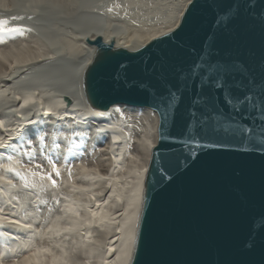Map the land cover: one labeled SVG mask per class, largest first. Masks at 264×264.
Returning a JSON list of instances; mask_svg holds the SVG:
<instances>
[{
	"label": "bare ground",
	"instance_id": "1",
	"mask_svg": "<svg viewBox=\"0 0 264 264\" xmlns=\"http://www.w3.org/2000/svg\"><path fill=\"white\" fill-rule=\"evenodd\" d=\"M106 1L110 9L117 5L116 0H79V7L91 6L81 17L61 3L45 9L46 19L70 23L80 37L81 53L68 64H60L67 55L63 47L41 74L27 62L15 61L7 70L6 46L0 49V132L7 129L2 123L7 118L8 130L16 128L0 135V264L135 262L159 117L149 108L100 104L91 93L87 73L103 58L120 50L138 51L174 32L193 0H176L165 12L155 3L135 9L142 13L140 27L132 31L102 16ZM117 1L142 6L141 0ZM31 8L42 7L30 1L21 11L32 16L37 12ZM41 30L29 32L32 39L45 37L55 47L64 42L53 20ZM26 32L0 31V41L10 45L15 35L17 40ZM98 39L113 44L114 50L105 52L93 45ZM140 125L143 136L137 133ZM102 140L106 145L100 144ZM101 152L106 157L102 163L97 168L89 165ZM74 162L77 168H70Z\"/></svg>",
	"mask_w": 264,
	"mask_h": 264
},
{
	"label": "water",
	"instance_id": "2",
	"mask_svg": "<svg viewBox=\"0 0 264 264\" xmlns=\"http://www.w3.org/2000/svg\"><path fill=\"white\" fill-rule=\"evenodd\" d=\"M87 76L100 104L159 117L134 264H264V0H193Z\"/></svg>",
	"mask_w": 264,
	"mask_h": 264
},
{
	"label": "rangeland",
	"instance_id": "3",
	"mask_svg": "<svg viewBox=\"0 0 264 264\" xmlns=\"http://www.w3.org/2000/svg\"><path fill=\"white\" fill-rule=\"evenodd\" d=\"M4 1L5 0L0 1V21L7 20L8 23L5 26L7 28L27 30L26 34L20 38H17V40L15 39L16 35L13 37V39L11 38L12 40H11L10 45L8 44L9 42L7 43L4 40H2V41H4L5 43L4 42L2 43V41H0V43L2 44V45L0 44V49L1 48L3 49L6 46L5 47L6 48L5 54L7 55V57L3 61V62H5V64L7 63L6 65L8 67L6 66V69L9 68V66H12V67H13V65L15 66V64H16L15 61L17 62V64H21V62H25V63L27 62V63L31 64V66L35 65V66H33V70H35L34 73L36 72L37 74H41L43 71L46 70L45 66L50 64L48 62L53 60L52 57L55 58L58 55H60L59 51L61 52V50H60L61 48L64 47L62 50H65L64 52L67 53V55L65 56L66 58L64 57L65 59L61 60V63H60L61 65L68 64V62L70 60L74 59V56H78L79 53H81V48H80L81 44H80V40H79L80 37L77 36L78 35L77 30H75L73 28V26L70 25V23L66 24L61 19H57V20L54 18L51 20L46 19L45 18V16H46L45 15L46 14L45 9L48 8V5L50 3H58V4L61 3L62 4L61 6H63L62 8L66 9V7H67L69 10H71V11L73 10V13H75L76 16L81 17V16H85V13L88 12V10H87L88 7L91 8L89 3L86 5V7L82 8V7H79V0H20L22 2H20L19 0H13L12 2H11V0H6L5 2ZM30 1L33 2V5H38V6L42 7L41 9L31 8L32 10H34V9L36 10V11L34 10V12H37L36 14H34L32 16L28 15L29 13L25 14V13H23V11H21V9H26V5L30 4ZM123 1L126 3L128 2V0H123ZM141 1H142L141 7H137V6L129 7L126 4L118 3V1L116 0L117 5L113 6L111 9L106 7V5L108 3H110V2L106 1V2L102 3V6H104L103 11H101L102 16L108 17V20H110L112 22L108 21L105 17L106 21H108L110 23H114L115 26L120 27V28H128L130 31H132V30H136L140 27V20H139L138 14L142 13V11L135 10V9L145 10V7L147 5H149L151 3H155V4H157V9L159 8L162 12H165L166 10H168L170 8L172 3L176 2V0H141ZM105 7L107 9L108 14L106 13ZM108 10H109V12H108ZM102 16H101V18H102ZM52 20L56 23V29H60L63 33V34H60V38L64 42L59 40L60 43L62 42L61 43L62 45H59V42L58 43L56 42L58 44L56 47H55L56 44L50 45V43H52V42L49 43L50 40L47 41L46 40L47 38L42 37V36H40V38L43 42H39L38 40H40V39H38L36 37H34V39H32L33 37L30 36L29 32L32 34L41 33L42 32L41 27L45 26L46 24H48ZM28 23L29 24L32 23V24L29 25ZM25 26L26 27L29 26V28L25 29ZM29 29H30V31H29ZM0 31H2V30H0ZM3 32L6 33L8 31H3ZM13 32H17V31H13ZM35 38L38 40H36ZM77 38H79V39H77ZM44 40H45V43H44ZM42 43H44L45 45ZM42 46H44V47H42ZM47 46H49V47H47ZM47 49H49V50H47ZM67 50L68 51L71 50L72 52L74 51L73 54L74 53L75 54L71 55ZM50 51H51V55L49 53ZM35 57H36V61H34ZM30 61H32V62L30 63ZM18 62H20V63H18ZM38 67H39V69H38ZM2 123H3V125H7V129L5 130V132H2V133L0 132V135L4 134V133L12 134L13 132H16V128H11L10 130H8V128L11 127L9 118L5 119ZM142 127L143 126L140 125V128L137 129V133L139 135L143 136L144 134H143V128ZM0 130H2V129H0ZM102 141H103V143H102ZM102 141L100 144L106 145L104 140H102ZM102 154L103 153L101 152L100 154L97 155L98 157L95 156L94 159H96V160L93 159L94 161H88V163H90L89 165L94 164L93 167L97 168V166L102 163V161H103L102 159L105 157V155L103 157ZM91 162H94V163H91ZM69 165H71L70 168L72 166L73 167L75 166L77 168L75 162H74V165H73V163L68 164V166ZM76 182H78V181H76ZM81 182H82V180H81ZM22 212H25V211L23 210ZM46 224H47V222H46Z\"/></svg>",
	"mask_w": 264,
	"mask_h": 264
},
{
	"label": "snow or ice",
	"instance_id": "4",
	"mask_svg": "<svg viewBox=\"0 0 264 264\" xmlns=\"http://www.w3.org/2000/svg\"><path fill=\"white\" fill-rule=\"evenodd\" d=\"M8 21L7 20H2L0 21V30L2 31H20L21 29H9L5 27L7 25ZM53 184H55V181H53Z\"/></svg>",
	"mask_w": 264,
	"mask_h": 264
}]
</instances>
